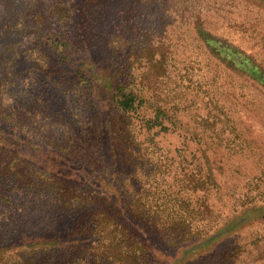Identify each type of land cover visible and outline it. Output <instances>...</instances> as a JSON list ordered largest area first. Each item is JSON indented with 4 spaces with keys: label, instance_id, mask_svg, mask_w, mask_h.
<instances>
[{
    "label": "rangeland",
    "instance_id": "1",
    "mask_svg": "<svg viewBox=\"0 0 264 264\" xmlns=\"http://www.w3.org/2000/svg\"><path fill=\"white\" fill-rule=\"evenodd\" d=\"M38 9L68 34L84 30L94 59L116 63L146 104L122 112L85 84L71 60L35 58L31 19ZM200 17L264 64V6L250 0H0V128L46 148L62 143L59 182L84 185L97 181L88 158L100 154L94 164L110 172L109 155L115 181L121 179L123 160L116 155L124 146L117 150L113 137L128 130L138 136L158 106L167 109V119H177L173 130L154 141L155 129L139 131V152L133 151L125 169L142 182L153 180L155 166L161 171L154 198L161 201L162 219L184 224L192 207L206 208L205 216L194 212L189 219L191 234L201 230L196 235L206 239L189 242L181 224L159 231L131 220L150 244V255L165 264H264V84L209 49L195 27ZM24 149L34 157L31 146ZM29 162L26 172L45 187L51 174ZM197 181L206 185L197 189ZM36 190H13L9 201L0 202V246L33 235L67 238L74 214ZM177 232L185 238L176 244L168 236Z\"/></svg>",
    "mask_w": 264,
    "mask_h": 264
},
{
    "label": "trees",
    "instance_id": "2",
    "mask_svg": "<svg viewBox=\"0 0 264 264\" xmlns=\"http://www.w3.org/2000/svg\"><path fill=\"white\" fill-rule=\"evenodd\" d=\"M250 1L264 6V0ZM31 20L36 32L35 46L32 49L35 58L47 61L53 54L61 61L71 60L76 67L77 75L84 80L85 84L95 89L100 98L110 100L122 112H136L146 104L147 99L132 86L127 77L123 78L120 67H116V63H113L114 66H108L103 60L94 59L93 43L90 41L92 38H89L84 30L79 31L78 34H68L56 21H48L41 9L34 12ZM203 22L204 19L198 18L195 27L209 49L221 58L226 66L248 74L264 84V64L244 49L238 41L212 31ZM85 49L88 55L83 57ZM167 114V109L158 106L155 116L146 119L139 131L148 133L155 129V133L150 137L154 141L160 133L173 130L177 119H167ZM108 122L113 127L116 125L112 120ZM127 132L125 137L116 135L113 137L116 149L124 146L122 149L119 148L120 155L115 154L118 161L123 160L124 169L119 172L122 178L115 181L116 172L112 169L113 164L109 160V155L106 158L111 165L110 172L102 171L101 163L94 164V161L100 160V154L88 158L91 162L89 172L97 174V181L76 185L66 181L59 182V175L63 174V168L57 166L60 163L58 159H60L62 143L46 148V146L28 142L30 140L14 132L0 128V202L10 200V191L20 189L37 191L36 189L40 188L41 192L52 196L54 203L56 201L59 203L64 213L74 214L75 224L67 234L69 243L66 242L67 238L62 236L33 235L25 237L17 244L1 245L0 264H165L163 259L155 262L156 256L153 259L150 255L151 246L145 235L131 222L138 219L152 224L159 231L162 225V228H171L181 224V230L188 234L185 236L189 242H202L206 239L196 235L201 230L191 234L189 228V223L192 222L189 220L190 217L205 216L206 208L204 207L197 209L192 207V210H189L191 203L182 202L181 206L184 205L189 210L183 216L184 224L178 220L161 218L159 203L161 201L154 198L160 192L157 190L161 171L155 170L158 167L155 166L151 172L153 179L151 182L148 178L144 179V182L140 178L133 181L134 171L133 175H128V169L125 167L131 166L133 151L139 152L136 151L138 149L135 141L139 137L131 135L129 130ZM26 145L31 146L35 152L34 157L25 153ZM96 146H89V149ZM24 159L26 161H22ZM29 161L31 165L45 166L43 169L51 174L52 180L45 187H40L38 183L32 181L33 172H26L27 168L23 164L30 165ZM111 161H114L113 156ZM205 182L197 181L195 188L199 189L203 186L202 184L206 185ZM59 219L61 218L58 216ZM181 236L185 238L181 232L170 233L168 238L177 244L176 240ZM193 237L194 239H191ZM211 237L217 236L215 233L211 234L207 240ZM188 249L190 248L186 246L183 251ZM57 252L58 258H56L57 255L55 256Z\"/></svg>",
    "mask_w": 264,
    "mask_h": 264
}]
</instances>
